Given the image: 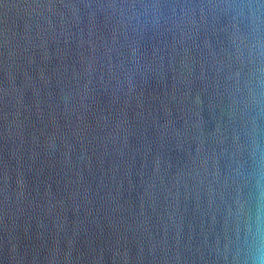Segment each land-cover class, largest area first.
Segmentation results:
<instances>
[{
	"label": "water",
	"instance_id": "water-1",
	"mask_svg": "<svg viewBox=\"0 0 264 264\" xmlns=\"http://www.w3.org/2000/svg\"><path fill=\"white\" fill-rule=\"evenodd\" d=\"M0 264H264V0H0Z\"/></svg>",
	"mask_w": 264,
	"mask_h": 264
}]
</instances>
